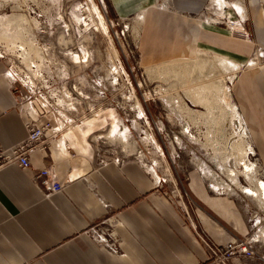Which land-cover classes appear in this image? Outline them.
Returning <instances> with one entry per match:
<instances>
[{"label": "crops", "instance_id": "obj_1", "mask_svg": "<svg viewBox=\"0 0 264 264\" xmlns=\"http://www.w3.org/2000/svg\"><path fill=\"white\" fill-rule=\"evenodd\" d=\"M108 1L118 17L144 8L140 48L152 63L179 62L200 48L244 63L253 51L246 35L264 47V0H244L249 7L242 31L235 32L186 16L200 14L210 0H165L173 12L157 9L156 0ZM224 12L227 20L239 19L231 9ZM6 69L0 60V145L10 148L26 139L24 120L38 125L47 120L38 117L37 104L17 105L13 89L20 87L11 86ZM233 94L264 163V68L242 72ZM91 117L64 126L48 148L30 155L29 169L0 166V264H222L209 256L199 236L224 245L247 235L248 222L236 201L192 172L185 187L196 209L189 221L136 158L96 153L95 137L114 115ZM47 167L62 185L60 192L34 181ZM99 230H107L116 252L99 241Z\"/></svg>", "mask_w": 264, "mask_h": 264}, {"label": "rangeland", "instance_id": "obj_2", "mask_svg": "<svg viewBox=\"0 0 264 264\" xmlns=\"http://www.w3.org/2000/svg\"><path fill=\"white\" fill-rule=\"evenodd\" d=\"M154 6L173 10L165 0ZM248 7L244 0H210L200 14L186 16L242 31ZM226 8L239 17L232 26ZM143 9L118 17L108 0H0L2 61L26 70L23 54L31 53L36 65L29 71L44 81L35 86L72 94L48 99L51 109H73L83 121L114 115L95 137L96 153L136 158L189 221L196 205L185 185L200 172L211 190L236 201L249 226L241 238L252 239L264 264V163L233 94L242 72L264 68V47L244 35L253 45L244 63L204 48L179 62L152 63L140 48ZM38 47L45 51L38 54ZM115 124L122 135L111 132Z\"/></svg>", "mask_w": 264, "mask_h": 264}, {"label": "built area", "instance_id": "obj_3", "mask_svg": "<svg viewBox=\"0 0 264 264\" xmlns=\"http://www.w3.org/2000/svg\"><path fill=\"white\" fill-rule=\"evenodd\" d=\"M221 19L224 20V17ZM228 22L229 26H232L235 23L234 21L230 20ZM224 24L226 25V27H228L226 23ZM24 48V46L18 47L17 51L22 52L20 54H23ZM37 49L38 54L45 51V48L42 47H38ZM23 55H27L28 64H26L25 66L23 65L24 68L27 67V69L21 71L15 70V68L5 63L7 67L5 74L10 79L11 86L14 84H19L22 85V87H24L25 89L24 92L18 89H13V92L17 94V105L21 106L22 103L28 102L29 105L34 109V104H37L42 111L41 114H38V117L46 118L47 121L42 125H38L37 121L35 120H24L23 124L27 133L26 139L23 142L16 144L15 146L10 148H3L0 145V166L3 164H15L20 169L26 170L31 167L30 155L35 151L48 148V146H50L61 134L64 126H71L72 124L76 123L78 118L74 116L75 110L73 109H63L55 107L51 109L52 106L47 103L48 99L55 98L58 101V97L61 96V98L69 100L72 97V94H66L65 92H62V90H51V92H46L48 90L46 85H40L39 87H36L35 83L38 82V80L41 83H44L42 74L40 72L29 71V69L35 67L36 58H33L31 53L24 52ZM5 56L6 54L3 51H0L1 61ZM20 112L23 114V110H21ZM154 174L156 175L155 172ZM34 181L38 183L39 186H42L48 190L50 189V191H52L53 193H57L62 190V185L54 180L52 167H47L39 170L38 173L34 176ZM162 182L164 183L165 179H163ZM192 203L195 204L193 201ZM177 204L178 206H180L179 203ZM185 213L188 214L186 211ZM107 235V230H99V234H97V237H99V241L105 243L111 251L116 252L117 248L114 243L108 244L106 238ZM199 238L207 248L209 256L222 264H226L229 260L232 259H238L245 264H250L251 262H256V264H263V260L256 257L254 247L252 245L253 242L250 237L236 238V240L224 245L211 244L203 235H200Z\"/></svg>", "mask_w": 264, "mask_h": 264}, {"label": "bare ground", "instance_id": "obj_4", "mask_svg": "<svg viewBox=\"0 0 264 264\" xmlns=\"http://www.w3.org/2000/svg\"><path fill=\"white\" fill-rule=\"evenodd\" d=\"M113 128V129H112ZM116 128H120L119 126H118V124H115V125H113L112 127H111V132L112 133H117L119 136L120 135H122L121 134V132H120V129L119 130H117ZM154 144H155V142H153ZM155 177V176H154ZM264 185V183L262 184V186ZM244 194H248L249 196H255V193L254 192H251V191H248V190H246V191H244Z\"/></svg>", "mask_w": 264, "mask_h": 264}]
</instances>
